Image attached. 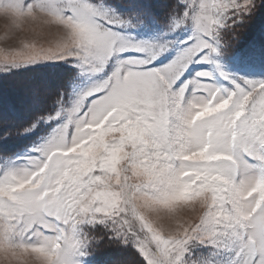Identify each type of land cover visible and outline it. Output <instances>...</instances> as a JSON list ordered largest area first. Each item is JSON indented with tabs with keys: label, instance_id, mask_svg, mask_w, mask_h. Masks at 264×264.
I'll return each instance as SVG.
<instances>
[{
	"label": "snow or ice",
	"instance_id": "1",
	"mask_svg": "<svg viewBox=\"0 0 264 264\" xmlns=\"http://www.w3.org/2000/svg\"><path fill=\"white\" fill-rule=\"evenodd\" d=\"M165 7L146 39L151 5L0 0V76L62 63L84 81L0 134L54 124L0 152V264H90L105 239L135 264H264V75L225 63L264 0Z\"/></svg>",
	"mask_w": 264,
	"mask_h": 264
},
{
	"label": "rangeland",
	"instance_id": "2",
	"mask_svg": "<svg viewBox=\"0 0 264 264\" xmlns=\"http://www.w3.org/2000/svg\"><path fill=\"white\" fill-rule=\"evenodd\" d=\"M160 2L163 3L165 2V0H160ZM259 18L260 17L257 16L256 18L252 19L244 31L246 32L251 29L253 20L258 21ZM3 26L4 21L3 19H0V35L3 34ZM164 30V25L158 24L148 30L138 29L137 34L140 37L146 39H159L161 33ZM258 34L261 38L259 44L262 43L261 46L264 47V25L259 27ZM245 35L246 34H243L242 32L241 40H243V37ZM241 40L237 43L236 48L240 46L239 43L242 42ZM251 45V43L247 44V48H249V46L250 48L245 49L244 51L239 50V52L238 50H234V56L229 57L225 61L228 71L242 75L247 74L251 77L264 75V73L261 72L262 60H264V48H258L259 50H257L256 47H252ZM259 52L262 53L263 58L260 56L256 58V55ZM244 55H247L248 57L244 58ZM61 66L66 67L67 65H64L62 63L37 65L29 69L20 70L12 75L0 76V96H10L11 99L21 101L22 103H20L16 108V110H19V112L26 111L27 109H31L33 107H39V102L43 99V96H47L52 92L49 78L54 79L55 77H53V74H49L48 76L41 73H35V69H37L38 67L39 70L45 69V71H48L47 67L62 68ZM39 70L37 72H39ZM71 70H73L74 77L67 94L74 93L84 86L83 78L78 77L74 69ZM189 75H191V73H189ZM65 98L67 99L68 96L66 95ZM5 109L6 108L4 106H0V122H7V120L13 117V114H7ZM40 124L41 127L48 126V129L45 130L44 134L41 136H47L50 133L52 127H54V124H44L43 121H41ZM31 146L32 143L23 150H26ZM99 259H104V264H135L136 257L133 255L131 250L125 249L115 244H111L105 239L101 241L100 247L97 249L94 256L90 258V264H102L101 262L97 263V260Z\"/></svg>",
	"mask_w": 264,
	"mask_h": 264
},
{
	"label": "trees",
	"instance_id": "3",
	"mask_svg": "<svg viewBox=\"0 0 264 264\" xmlns=\"http://www.w3.org/2000/svg\"><path fill=\"white\" fill-rule=\"evenodd\" d=\"M114 2L116 3H120V4H146V5H151L153 7V9L158 13V15L161 17V23L163 24V17L164 14L166 12V7L165 5L167 3H169V0H165V2L161 3L160 0H114ZM260 17L259 20L255 21L253 20L252 22V27L251 29H249L248 31H243V34H246L243 37V40H241L242 42H240V46H238L235 50H240V51H244L245 49H249L247 48V44L251 43H255V47L257 50H259L258 48H264L261 46L262 43L259 44V42L261 41L259 34H258V30L259 27L264 25V8H261L255 15L254 18L256 17ZM253 18V19H254ZM239 51V52H240ZM258 58V56L263 58L262 53H258L256 55ZM248 57L247 55L243 56ZM62 68L58 67H47L48 71H45V69H41L39 70V68L37 67V69H35V73H41L44 75H48L49 74H53V77H55L54 79L49 78V82H50V86L52 87V92L50 94H48L47 96H43V99L39 102L40 106L39 107H33L31 109H27L26 111H22L19 112V110H8L6 107V112L7 114H13V117H9L10 119L7 120V122H0V134H2V131L4 129L7 128H11V129H21L24 127H27L29 122L33 121L37 116H41V115H45L46 113L52 111L54 109V99L55 97L60 93V92H65L66 94L69 91V87L73 81V77H74V73L73 70H71V68L69 67H63ZM39 70V72H37ZM1 79V78H0ZM5 89V88H4ZM5 94V93H2ZM10 99V96H0V100H7ZM48 129L47 127H41V124L37 125V129L36 131H34L33 133L30 134H26V135H22V136H14L11 140H9L8 142L4 143V142H0V152H4L7 151L9 153L12 152H17V151H21L24 148L28 147L34 140H36L38 137H40L41 135L44 134L45 130ZM104 259L103 260H97V263L101 262L102 264H104ZM100 264V263H99Z\"/></svg>",
	"mask_w": 264,
	"mask_h": 264
}]
</instances>
